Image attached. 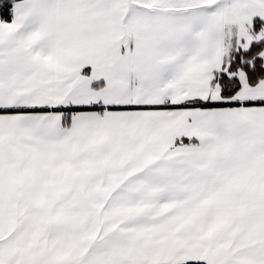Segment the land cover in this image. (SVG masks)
<instances>
[{"label":"crops","instance_id":"obj_1","mask_svg":"<svg viewBox=\"0 0 264 264\" xmlns=\"http://www.w3.org/2000/svg\"><path fill=\"white\" fill-rule=\"evenodd\" d=\"M4 4L0 0V8ZM12 6L14 18H0V264H234L231 250H238L229 242L245 244V227L229 233L221 245L204 246L218 233L203 216L197 223L200 214H179V227L153 214L155 233L179 246L159 245L156 235L139 253L129 243L90 241L99 228L108 235L111 224L116 238L126 235L138 228L137 217L19 209L52 191L57 203L108 202L111 194L101 185L110 186L107 172L113 171L146 172L148 186L157 193L148 205L172 202L167 194L190 197L183 201H226L235 186L241 193L246 186L262 192L264 167L253 160L262 158L264 146L250 155L249 140L264 143V78L251 85L245 72H233L238 78L245 73L246 79L228 97L218 73L241 48V27L248 30L245 48L264 39V25L253 29L255 19L264 22V0H13ZM70 107L94 109L72 112L66 127ZM121 120L135 132L121 130ZM91 136L107 142L121 136L128 145L134 139L135 146L141 141L147 161L103 165L101 185L89 172L88 181H55L54 190L37 180L52 170L55 180L56 172L77 162L57 163L54 156L47 162L44 151L64 149L62 141L69 151ZM195 150L199 159L188 162L186 154ZM226 157L230 162L215 163ZM80 166L90 167L75 168ZM250 195L233 199L264 203V197ZM130 198L123 200H138ZM10 204L18 205L11 209ZM252 241L253 249L237 253L244 258L239 264L264 262L261 240Z\"/></svg>","mask_w":264,"mask_h":264},{"label":"rangeland","instance_id":"obj_2","mask_svg":"<svg viewBox=\"0 0 264 264\" xmlns=\"http://www.w3.org/2000/svg\"><path fill=\"white\" fill-rule=\"evenodd\" d=\"M14 18V14H13ZM248 30L246 28H242L239 30L240 38L244 40L239 43L241 48L246 47V43L248 42V34H245ZM245 43V44H244ZM264 57V53H263ZM229 75L232 76L233 74ZM239 78L241 81H244L246 79L245 73L241 72L239 73ZM222 122V121H221ZM120 124L122 126V129L124 132H135L133 126L130 122H126L124 120L120 121ZM209 124L208 122H205V125ZM204 125V126H205ZM210 125V124H209ZM106 126V125H105ZM213 128V126H212ZM264 131V127H261ZM207 129V128H206ZM216 131V129H214ZM123 132V133H124ZM123 137L117 138L116 142L111 141H104L102 139L96 140L93 136H91V139L89 142H75L74 147H70L69 151L67 147H65V142L62 141L61 145L64 147L62 150L56 149L54 151V148L51 149V153L44 151L43 155L47 154L45 158H47V162L50 161L51 157L54 156L57 163L67 164L71 159L74 161H77L74 165V168H66L61 171H58L55 173L56 179L54 180V170L51 171V173L48 176H44V178L37 177V180L41 182L48 190H54V182L60 181L64 185H73L77 182H84L88 181V172L89 175H91L92 181L98 182L101 185L102 178L105 171H99L104 169L105 167H102L105 164L111 163V164H120V163H142L145 164L147 161V148L144 145H140L141 141L138 145H133L135 142L134 139H131L130 145L124 143L121 139ZM193 140V139H192ZM227 140V139H224ZM188 143H191V139L188 138ZM252 146L249 148V154L251 155L254 153L256 149H260L261 146H264V143H261L259 141H262V139H254L249 140ZM257 141L258 145H255L254 143ZM261 145V146H260ZM200 147V146H199ZM207 147H212L210 144ZM206 147V148H207ZM198 151H192L188 152L186 154V160L188 162H192L196 160V156L199 155L197 153ZM263 156L262 158L259 157L258 161L253 160L254 163L261 165L264 167V152H262ZM197 159L199 157L197 156ZM218 159V158H217ZM239 160H244L243 158H238ZM230 162L228 157L224 159H218L215 163L219 164H225ZM249 162H252L249 160ZM79 164H85L90 165L89 171L88 169H84V167H77ZM54 169V168H53ZM98 169V170H97ZM261 171H264L261 170ZM107 172L108 178L110 180V186L106 188L107 186L101 185V190L108 191V195L111 194L110 201L104 202V203H82L77 202L74 204H70L67 202H56L54 201V192H50V194H44L42 193V198L40 196V200H43L41 202L37 203H26L24 204V207H21L19 210H25L27 212H40L42 214H54V210H60L64 211L65 213H78L82 212V214L89 212V214H122V217L124 220H126V216L130 218H136L137 217V226L138 228H131L126 232V235H122L120 238H116L113 230H112V224L109 226V228L106 229V232L108 235H103L100 233V228L92 232L90 235V241L92 243L96 244H104L107 241L110 243H129L133 244L135 248L139 249V253H142L140 250L143 249L145 253V245H149L150 243H154V237L158 235L161 240H158L157 243L159 245H165V242H169L170 246L176 247L179 246V242H171L167 236H162L160 234L155 233L157 230V225L153 224L152 216L153 214H161V221L162 222H168L173 226H178L180 223V218L182 216H179V214H200L197 218V223L201 225V219L202 216L204 217V220H210L212 223L211 230H215V234L218 233V238H211L209 237V242L204 243L205 245L211 244L213 247L217 243L218 245H221L223 239H226L229 236V233H237L235 229H239L242 227H245L242 229L241 239H245V244H234L230 243V246H235L238 252L231 250V260L234 261V264L242 263L244 258L239 256L237 253L247 251L250 248L253 249L255 242L252 240H261V244L259 246L261 247L262 254L264 255V203L257 202L253 203L251 201H248V203H235V200L233 199L235 195H241L243 196H256V198L261 199L264 197V189L262 192H258L255 190H252L246 186L244 193L239 192V189L235 186L232 188V192L228 196V200L224 201L222 199L219 200V197L216 199H213L211 201L202 202V201H183L184 198H190V197H184L182 194H174L170 195L167 194L166 198L170 196V199L173 200L172 202H160V203H150L148 205V199H153L152 196L155 197L154 194L156 189L151 188L148 186L146 181V172H131V171H125L120 172L121 175H118L116 171ZM31 174V172H28L26 175ZM118 175V176H117ZM121 176L134 178L128 181H124ZM117 177V178H116ZM116 178V181L115 180ZM225 181H229L226 179ZM256 182V180L254 181ZM127 183H130L132 185H126ZM246 184V182H245ZM120 186V187H119ZM121 188V189H120ZM182 189H180L181 191ZM164 193H158V195H163ZM136 197L138 198L137 201H124L123 199L127 197L128 199H131L130 197ZM52 197V198H51ZM221 201V202H220ZM257 201V200H252ZM263 202V201H262ZM32 204V205H30ZM18 204H10L11 209H14L17 207ZM148 205V209H147ZM98 212V213H94ZM170 214V216H168ZM173 216V221L170 220L171 216ZM240 220V222H237ZM135 221V220H134ZM192 221H189L191 223ZM136 223V221H135ZM188 223V224H189ZM194 223V220H193ZM179 227V226H178ZM230 227V228H229ZM253 230L254 232L259 233L260 237L263 236L262 239H258L259 236H253V232L249 231V229ZM98 236L100 238L98 239ZM177 236H179L177 234ZM164 241V242H163ZM167 246H169L167 244ZM165 251L164 249H161L160 252L162 253ZM257 252V251H255ZM220 252L218 251L217 254H214V256H220ZM222 254V252H221ZM251 256V255H247ZM245 256V257H247ZM253 263V261H252ZM261 264H264L262 262Z\"/></svg>","mask_w":264,"mask_h":264},{"label":"trees","instance_id":"obj_3","mask_svg":"<svg viewBox=\"0 0 264 264\" xmlns=\"http://www.w3.org/2000/svg\"><path fill=\"white\" fill-rule=\"evenodd\" d=\"M13 0H5V4L0 8V18L11 21L13 19L12 6ZM264 25L261 19H255L253 21V29L258 32ZM264 50V39L259 41H253L248 48H240L232 53L228 64H223L226 70L218 73V83L221 87L222 94L224 96L234 95L240 88V79L237 76H230L233 72L243 71L246 73L248 83L251 85L257 84L262 78H264V58L261 55ZM99 84H94V88H98ZM94 109L93 107L86 108H68L66 110V117L64 120V126L70 125V114L74 111ZM184 264H205L201 262H189Z\"/></svg>","mask_w":264,"mask_h":264}]
</instances>
